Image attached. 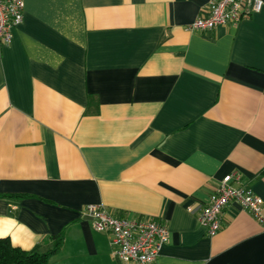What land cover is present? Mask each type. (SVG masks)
I'll use <instances>...</instances> for the list:
<instances>
[{
  "label": "crops",
  "instance_id": "0c3cea01",
  "mask_svg": "<svg viewBox=\"0 0 264 264\" xmlns=\"http://www.w3.org/2000/svg\"><path fill=\"white\" fill-rule=\"evenodd\" d=\"M208 0H25L0 47V238L48 264L124 263L82 210L166 224L155 264H264L262 219L201 208L228 175L264 200V7L191 30ZM192 207L194 211L188 209Z\"/></svg>",
  "mask_w": 264,
  "mask_h": 264
},
{
  "label": "built area",
  "instance_id": "2783aa9c",
  "mask_svg": "<svg viewBox=\"0 0 264 264\" xmlns=\"http://www.w3.org/2000/svg\"><path fill=\"white\" fill-rule=\"evenodd\" d=\"M263 7L264 0H208L207 16L194 21L190 29L205 31L222 25L238 26L244 18L260 12ZM24 17L25 0H0V47L12 43L14 31L24 22ZM235 178L241 180L239 175L226 176L199 212V220L209 237L220 231L224 210L231 202H238L258 219L263 217V198L246 186H234ZM188 210L194 211L192 207ZM82 216L91 220L95 230L113 236L112 254L124 263L155 264L162 247L169 241L168 226L150 218H117L96 204L85 206Z\"/></svg>",
  "mask_w": 264,
  "mask_h": 264
},
{
  "label": "trees",
  "instance_id": "16d2710c",
  "mask_svg": "<svg viewBox=\"0 0 264 264\" xmlns=\"http://www.w3.org/2000/svg\"><path fill=\"white\" fill-rule=\"evenodd\" d=\"M63 243V234H58L51 238L47 250L27 251L14 246L9 238H0V264H48L49 258L61 249Z\"/></svg>",
  "mask_w": 264,
  "mask_h": 264
}]
</instances>
